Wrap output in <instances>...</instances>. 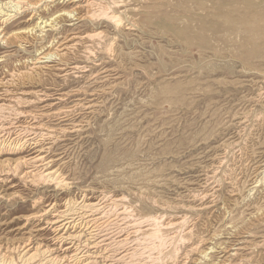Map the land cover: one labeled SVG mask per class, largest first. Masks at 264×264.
<instances>
[{
    "label": "rangeland",
    "instance_id": "obj_1",
    "mask_svg": "<svg viewBox=\"0 0 264 264\" xmlns=\"http://www.w3.org/2000/svg\"><path fill=\"white\" fill-rule=\"evenodd\" d=\"M56 1L42 0L36 16L70 4ZM126 3L123 16L133 29L63 18L47 35L21 32L34 25L32 11L6 24L21 33L0 41V94L12 75L13 88L42 93L43 100L27 95L35 101L26 109L43 114L38 131L51 136L41 147L50 170L70 187L12 177L4 193L21 196L0 199V242L33 233L51 243L49 232L37 230L43 221L25 218L55 201L64 208L71 197L108 194L136 216L172 223L161 233L177 238L161 246L157 264H264V8L231 10L206 0ZM114 8L121 13L125 6ZM243 13L255 20L230 29L226 21ZM94 30L105 36L85 37ZM73 32L84 38L56 57L54 68L19 75Z\"/></svg>",
    "mask_w": 264,
    "mask_h": 264
},
{
    "label": "bare ground",
    "instance_id": "obj_2",
    "mask_svg": "<svg viewBox=\"0 0 264 264\" xmlns=\"http://www.w3.org/2000/svg\"><path fill=\"white\" fill-rule=\"evenodd\" d=\"M44 1L54 2L56 0ZM68 1H70L68 7H63L51 16L37 17L36 15L39 13V10L37 9H40L46 3L42 2V0L38 2H32L29 0H0V41L8 43L12 36L21 32H31L35 35L37 32H39L38 35H42L45 32L44 35H47L49 32L52 33L59 29L58 25L63 18H70V21H81L84 19L98 21L104 19L112 22L118 30L125 29L126 26H129V29H133L134 24H129L123 16L127 14V11L129 10L126 5V0ZM206 2L219 6V8L222 7L231 10L240 7L264 8V0H206ZM113 6L117 8L125 6L124 12L118 13ZM25 11H32L34 25L31 24L33 25L32 27L26 28L21 32H8L5 29L6 24ZM81 11H84V13L81 14ZM254 20V14L243 13L237 17L229 18L226 21V24L229 25L230 29L240 30L242 26H245V23L248 24ZM73 24L75 23H71L70 25ZM104 36L105 32L103 30H94L85 35V37L90 39L102 38ZM68 37V40L59 45V47L40 52L35 57V61H33L31 65L29 64L27 71H24L19 75L30 77L32 76V73L39 70L54 68L55 66L50 65V63H52L56 57L66 55L70 50L77 46L80 40L84 38L80 32H73ZM14 81L15 77L12 75L8 81L9 86L4 88L2 91L3 93L0 94V199L10 200L21 196L18 191H12L10 194L4 193V187L7 186L9 181H12L13 178H18L24 183L33 185L50 182L59 189L69 188V181L61 178V176L56 174L55 171L50 170L49 166H51V160H48L44 148L41 147L42 141H44L47 136H51V133H45V136L44 133L38 131L45 126V124L39 120L40 116L43 114L40 112L41 115H39L38 112L26 109L28 104L35 101L29 99L27 95L34 94L36 99L41 100L43 96L40 94L42 93L39 94L38 92H33V90L29 92L22 88H13ZM63 131L66 130L64 129ZM13 187H17V184H11L8 189H12ZM113 196L107 194L103 197L99 196L100 198L95 200H92L88 194H84L81 199H72L73 197H71L67 201L65 200L64 208L58 207L56 201L47 204V207L41 212L28 216L25 219L28 221L31 219L43 221V225L37 230L49 232L51 235V243L43 244L37 239L35 236L36 234L33 233H29L27 237L17 243L2 241L0 242V264L161 263L163 254L161 246L169 240L174 242L177 238V233L173 235H165L164 233H161V228L165 226L169 227L172 223H165L162 221L163 219L160 218L161 216L156 215L136 216L135 214H132L133 210L131 209L133 207L128 209L127 207L121 206L119 208L117 202L120 199ZM25 227L26 224L22 225L21 229ZM177 250L176 253H179ZM176 255L178 256V254ZM183 257H186V255ZM149 261L152 263H149ZM175 261L177 262V260ZM175 261L173 264H176Z\"/></svg>",
    "mask_w": 264,
    "mask_h": 264
}]
</instances>
